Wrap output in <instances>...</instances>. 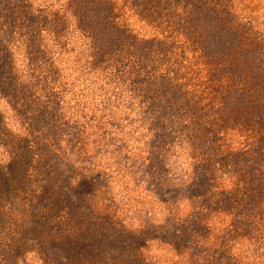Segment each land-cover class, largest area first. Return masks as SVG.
<instances>
[{"label": "rangeland", "instance_id": "1", "mask_svg": "<svg viewBox=\"0 0 264 264\" xmlns=\"http://www.w3.org/2000/svg\"><path fill=\"white\" fill-rule=\"evenodd\" d=\"M0 264H264V0H0Z\"/></svg>", "mask_w": 264, "mask_h": 264}]
</instances>
